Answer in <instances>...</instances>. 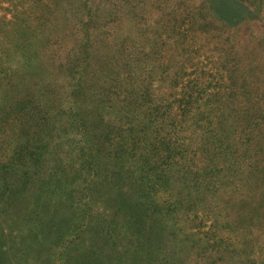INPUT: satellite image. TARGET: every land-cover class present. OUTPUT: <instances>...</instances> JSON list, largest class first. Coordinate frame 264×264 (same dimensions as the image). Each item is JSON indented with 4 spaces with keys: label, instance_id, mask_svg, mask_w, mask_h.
<instances>
[{
    "label": "rangeland",
    "instance_id": "rangeland-1",
    "mask_svg": "<svg viewBox=\"0 0 264 264\" xmlns=\"http://www.w3.org/2000/svg\"><path fill=\"white\" fill-rule=\"evenodd\" d=\"M0 74L33 110L0 168V264H264V0H0ZM223 91L245 177L144 167L147 94L180 121Z\"/></svg>",
    "mask_w": 264,
    "mask_h": 264
},
{
    "label": "trees",
    "instance_id": "trees-1",
    "mask_svg": "<svg viewBox=\"0 0 264 264\" xmlns=\"http://www.w3.org/2000/svg\"><path fill=\"white\" fill-rule=\"evenodd\" d=\"M133 64L135 63L133 62ZM142 70L145 72V69ZM146 71H148L147 68ZM229 78H234L231 71ZM163 80L167 81V78H163ZM200 80L195 81V91L198 92V95L204 90V86L199 83ZM174 81L177 79L175 78ZM230 85L236 87L234 84ZM13 88L15 91L21 90L19 83L6 82V80H2L0 74V93L4 92V96L14 95L11 92ZM225 96L226 92L223 91L218 105L209 114L201 117L202 113L198 112L200 107L196 105L198 100L190 95L188 98L194 101L189 103L188 109L182 111L179 121L173 118L175 116V104L170 102V99L174 95H168L166 102L154 106L151 94H147L144 97V107L148 106L152 110L150 116H145L150 120L147 128L150 136L145 138L143 142V151L146 155L144 167H150L149 169L153 172L161 170L159 174L169 180L172 177L169 171L173 167L169 160L177 157L180 160L182 174L186 177L195 179L206 176L210 178L211 173L215 170L234 172L237 177H245L247 170L244 168H246V164L242 161L250 153L249 137L239 126V118L244 117L245 113L238 103H230V99H226ZM176 102L180 104V100ZM10 103L7 104L5 101L2 104L0 102V153H2L0 168L1 166H9L5 157H8L10 161L12 157L17 156L19 148H24V142L19 141V137L24 136V110L27 114L33 112L31 108H28L24 99L18 101L12 97ZM152 115L155 118H152ZM156 118L161 120L158 122ZM229 160L232 162L231 166L227 165ZM257 164V161H251L248 168H255ZM236 185L238 186L236 193H239L240 185ZM217 200L221 204L216 205L213 201L209 203L210 207L214 206L212 211L214 217L219 216L218 212L229 208L228 205L230 204L224 199H219V197Z\"/></svg>",
    "mask_w": 264,
    "mask_h": 264
}]
</instances>
